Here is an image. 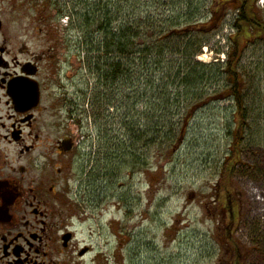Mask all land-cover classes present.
Listing matches in <instances>:
<instances>
[{"label": "rangeland", "instance_id": "374dc122", "mask_svg": "<svg viewBox=\"0 0 264 264\" xmlns=\"http://www.w3.org/2000/svg\"><path fill=\"white\" fill-rule=\"evenodd\" d=\"M81 6L73 0H0L2 17L12 32L20 27L17 33L22 36L23 30L21 40L28 49L59 54L63 97L84 90L94 110L98 94L106 93L104 103L114 106L105 116L96 117L94 112L87 149L92 169L83 171L73 163L66 175L69 181L61 183L68 202L81 198L88 206L73 224L76 245L93 244L104 256L103 264H237L234 251L226 250L221 240L230 217L219 202L220 196L224 201V192L216 190L229 153L228 109L233 101L220 98L207 103L206 95L214 89L209 87L197 106L185 95L176 98V105H166L158 96L166 100L184 88H173L171 78V90L158 89L152 71L135 74V86L128 92L125 80L106 85L104 72L88 64L86 49L73 46L80 45L83 34L65 23L73 8ZM231 21L226 18V26L210 38L193 64L202 68L224 61ZM68 35L74 38L69 40ZM240 69L250 131L242 158L245 165L232 177L236 191L230 197L241 204L235 238L247 252L242 264H264V42L245 50ZM137 92L139 101L130 110L126 96ZM128 112L133 120H127ZM179 130L181 138L171 139ZM85 262L97 264L94 255Z\"/></svg>", "mask_w": 264, "mask_h": 264}, {"label": "flooded vegetation", "instance_id": "af4514ba", "mask_svg": "<svg viewBox=\"0 0 264 264\" xmlns=\"http://www.w3.org/2000/svg\"><path fill=\"white\" fill-rule=\"evenodd\" d=\"M8 26L0 13V264H103L93 244L76 245L88 206L61 185L73 163L92 169L89 97H63L59 54L28 49Z\"/></svg>", "mask_w": 264, "mask_h": 264}, {"label": "trees", "instance_id": "16d2710c", "mask_svg": "<svg viewBox=\"0 0 264 264\" xmlns=\"http://www.w3.org/2000/svg\"><path fill=\"white\" fill-rule=\"evenodd\" d=\"M73 1L82 5V8H73L75 12H72L67 26L68 29L76 26L83 34L80 45L73 46L86 49L84 52L88 64H95L98 71L104 72L106 85H112L119 79L125 80L128 92L135 86V79L138 78L134 79L135 74L143 72V76L152 71L154 78L158 79V89L168 90L172 84L169 82L171 78L173 88H184L174 97L168 95L166 100L158 96L166 105H176L177 99L185 95L188 100L193 99L197 106L209 87L214 89L206 95L207 103L220 98L233 101L228 109L232 124L229 153L224 158L216 190L218 192L219 188L220 192H224V201L220 196L219 202L225 205L230 217V223L221 237L223 247L234 251L236 263L242 264L241 260L247 252H243L240 242L235 238L241 204L230 196L236 191L232 189L234 172L239 166L245 165L242 158L250 131L246 83L240 63L250 45L264 42V13L258 5L259 0ZM228 15L232 20L230 26L233 31L227 36L229 50L225 53L226 59L220 64H202V68L200 64H193L202 49L210 45V38L226 26ZM101 60L107 66L106 69L100 65ZM126 98L127 107L131 110L139 101L138 92L129 93ZM105 101L106 93H99L93 116L95 111L96 117L100 114L105 116L107 108H112L113 104H106ZM127 120H133L129 112ZM173 136L171 139L175 141L181 138L182 130ZM224 182L227 184L222 191Z\"/></svg>", "mask_w": 264, "mask_h": 264}, {"label": "built area", "instance_id": "2783aa9c", "mask_svg": "<svg viewBox=\"0 0 264 264\" xmlns=\"http://www.w3.org/2000/svg\"><path fill=\"white\" fill-rule=\"evenodd\" d=\"M262 5L264 6V0L261 1Z\"/></svg>", "mask_w": 264, "mask_h": 264}]
</instances>
